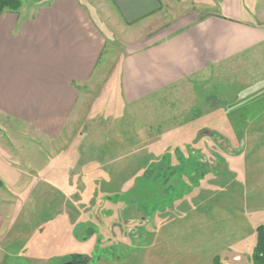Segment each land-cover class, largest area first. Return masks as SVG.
Masks as SVG:
<instances>
[{
	"label": "rangeland",
	"instance_id": "1",
	"mask_svg": "<svg viewBox=\"0 0 264 264\" xmlns=\"http://www.w3.org/2000/svg\"><path fill=\"white\" fill-rule=\"evenodd\" d=\"M19 1L20 10L31 13L51 0ZM80 1L111 32L100 67L105 80L83 91L65 129L66 138L54 148L56 153L60 149V155H51L56 162L50 180L59 175L60 181H69L65 193L56 197L51 192L47 204H32L28 202L31 187L26 185L35 187L36 174L22 165L26 172L17 179L0 163V208L7 209L11 218V227L0 237V264H68L73 255L88 259V264H253L256 230L264 226V52L258 60L231 63L200 83H183L129 107L122 119L106 117L97 104L108 69L139 48L143 36L170 27L185 12L168 11L152 26L127 27L109 0ZM261 4L264 8V0ZM255 21L264 26V9ZM168 136L171 139H164ZM9 147L12 159L24 160L20 149ZM115 151L122 154H109ZM62 153L65 160L57 168ZM143 164L147 171L138 172ZM126 178L171 180L172 188L112 187L110 191L83 184ZM95 190L134 191L120 195L116 204L104 197L97 203L92 198ZM164 192L172 197L166 205L179 208L176 221L196 222L193 230H209L210 236L169 226L167 230L180 236L170 244L173 251L160 258L158 244L163 236H153V223L160 206L157 199ZM128 195L139 197L129 200ZM239 224L240 239H230L238 235Z\"/></svg>",
	"mask_w": 264,
	"mask_h": 264
},
{
	"label": "crops",
	"instance_id": "2",
	"mask_svg": "<svg viewBox=\"0 0 264 264\" xmlns=\"http://www.w3.org/2000/svg\"><path fill=\"white\" fill-rule=\"evenodd\" d=\"M109 1L119 21L127 27L152 26L172 10L184 11L185 16L157 34L143 36L139 48L128 51L114 68L108 69L110 74L97 104L106 117L122 119L129 107L162 96L183 83H200L231 63L238 66L258 60L264 52V26L255 21L257 13L264 9L263 0ZM185 20L188 22L183 23ZM110 33L105 22L80 0H51L31 13L20 10L18 14L6 12L0 16V163L17 179H22L26 171L37 175L35 187L34 183L26 185L28 189L31 187L28 202L32 204H47L51 192H56L57 197L70 186L69 181H60L59 175L50 180L56 162L51 155H58L60 149L56 153L54 148L66 138L65 129L83 91L105 80L106 74L100 67ZM168 138L171 136L164 139ZM9 145L20 149L19 155L24 160L12 159ZM62 154L57 168L65 160ZM22 165H26V171ZM137 171L146 172L145 164ZM83 184L110 191L112 187L172 188L171 180L158 178L90 180ZM40 186L45 189L39 190ZM134 190L116 193L95 190L92 198L98 203L104 197L117 204L120 195ZM169 192L157 199L160 206L153 223L156 224L153 236H163L158 244L160 258L173 251L170 244L180 236L167 230L169 226L180 225L181 229L207 239L210 236L209 230L195 232L196 222L176 221L179 208L166 205V200L172 198ZM99 194H102L100 199ZM138 197L128 195L129 200ZM0 205L3 208L2 201ZM2 208L0 237L11 225L10 214ZM238 219L240 222L241 218ZM239 228L238 235L230 239H240L242 227ZM225 239L223 235L221 240L225 242Z\"/></svg>",
	"mask_w": 264,
	"mask_h": 264
},
{
	"label": "trees",
	"instance_id": "3",
	"mask_svg": "<svg viewBox=\"0 0 264 264\" xmlns=\"http://www.w3.org/2000/svg\"><path fill=\"white\" fill-rule=\"evenodd\" d=\"M21 8L19 0H0V16L6 12L18 14ZM0 181V187H2ZM257 244L254 249L251 261L253 264H264V226H260L256 230ZM68 264H88V259H85L79 255L71 256V260Z\"/></svg>",
	"mask_w": 264,
	"mask_h": 264
}]
</instances>
